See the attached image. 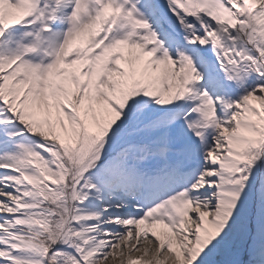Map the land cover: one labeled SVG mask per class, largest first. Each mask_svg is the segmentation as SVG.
<instances>
[{"label":"snow or ice","instance_id":"6c2138e0","mask_svg":"<svg viewBox=\"0 0 264 264\" xmlns=\"http://www.w3.org/2000/svg\"><path fill=\"white\" fill-rule=\"evenodd\" d=\"M0 264H264V0H0Z\"/></svg>","mask_w":264,"mask_h":264}]
</instances>
